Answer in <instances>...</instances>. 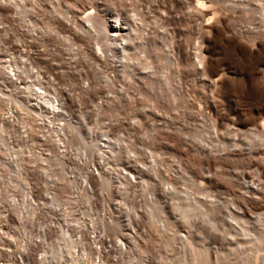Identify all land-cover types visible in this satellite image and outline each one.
<instances>
[{
	"label": "clouds",
	"instance_id": "obj_1",
	"mask_svg": "<svg viewBox=\"0 0 264 264\" xmlns=\"http://www.w3.org/2000/svg\"><path fill=\"white\" fill-rule=\"evenodd\" d=\"M0 264H264V0H0Z\"/></svg>",
	"mask_w": 264,
	"mask_h": 264
},
{
	"label": "bare ground",
	"instance_id": "obj_2",
	"mask_svg": "<svg viewBox=\"0 0 264 264\" xmlns=\"http://www.w3.org/2000/svg\"><path fill=\"white\" fill-rule=\"evenodd\" d=\"M210 95H211V93H210Z\"/></svg>",
	"mask_w": 264,
	"mask_h": 264
}]
</instances>
